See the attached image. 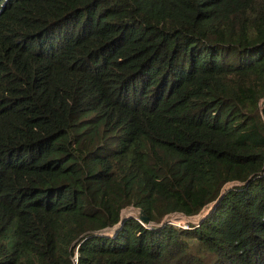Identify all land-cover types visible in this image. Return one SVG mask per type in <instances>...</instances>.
Returning a JSON list of instances; mask_svg holds the SVG:
<instances>
[{"label":"trees","instance_id":"trees-1","mask_svg":"<svg viewBox=\"0 0 264 264\" xmlns=\"http://www.w3.org/2000/svg\"><path fill=\"white\" fill-rule=\"evenodd\" d=\"M262 98L264 0H0V264H264Z\"/></svg>","mask_w":264,"mask_h":264},{"label":"water","instance_id":"water-1","mask_svg":"<svg viewBox=\"0 0 264 264\" xmlns=\"http://www.w3.org/2000/svg\"><path fill=\"white\" fill-rule=\"evenodd\" d=\"M259 106L260 107L264 106V98L261 99ZM233 183H236V182H233ZM229 185H231V184H226L222 188V191H224L225 188ZM216 202H217V200L205 205L198 214L192 215V216H187V215L180 213V212L170 213V214L166 215L160 223H156L154 221H151L150 218L146 215V213L141 208L126 207V208L122 209V211L120 213V220L118 223H116L112 227H106V228H103V229H100L97 231H93L92 233L97 234V235H109V236H111V235L116 233V231L122 226L124 221L128 218H135L144 226H157V225H161L163 223L173 224V222L171 221V216L175 215V214H179V215L185 217L188 222L199 223L204 217H206L212 211ZM127 209H132L134 214H124L125 210H127Z\"/></svg>","mask_w":264,"mask_h":264},{"label":"rangeland","instance_id":"rangeland-1","mask_svg":"<svg viewBox=\"0 0 264 264\" xmlns=\"http://www.w3.org/2000/svg\"><path fill=\"white\" fill-rule=\"evenodd\" d=\"M128 214H134L133 210L129 211ZM171 221L175 225L184 226V227H186V223H188L187 219L185 217L179 215V214L172 215L171 216Z\"/></svg>","mask_w":264,"mask_h":264},{"label":"bare ground","instance_id":"bare-ground-1","mask_svg":"<svg viewBox=\"0 0 264 264\" xmlns=\"http://www.w3.org/2000/svg\"><path fill=\"white\" fill-rule=\"evenodd\" d=\"M129 211H132V210H129ZM128 210H126L125 212H124V214H128V212H129Z\"/></svg>","mask_w":264,"mask_h":264}]
</instances>
